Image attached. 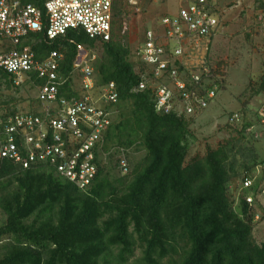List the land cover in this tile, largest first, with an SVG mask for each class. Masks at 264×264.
Listing matches in <instances>:
<instances>
[{"label":"trees","instance_id":"16d2710c","mask_svg":"<svg viewBox=\"0 0 264 264\" xmlns=\"http://www.w3.org/2000/svg\"><path fill=\"white\" fill-rule=\"evenodd\" d=\"M19 1L41 9L47 0ZM120 1L113 4L108 42H93L72 30L33 49L38 56L62 53L64 74L78 46L100 49L94 63L97 84L113 83L118 92L115 109L123 110L106 133L107 146L140 148L144 156L129 164L128 175L119 179L100 167L85 192L53 174L18 172L5 164L0 171V211L5 216L0 264H20L25 258L35 261L30 264H264V242L257 244L253 237L261 208L257 203L249 207L241 195L233 209L228 192L240 172L241 180L252 178L257 165L255 155L236 157L251 124L245 120L242 130H232L234 135L216 148L191 154L187 139L193 120L158 115L151 90L133 91L139 78L125 36L117 35L118 21L125 15ZM259 9L264 11V2ZM220 67L217 63L214 76H223ZM0 80L13 85L2 71ZM64 90L71 94L68 87ZM261 92L264 76L256 95ZM260 183L255 180L249 191L255 200Z\"/></svg>","mask_w":264,"mask_h":264},{"label":"built area","instance_id":"2783aa9c","mask_svg":"<svg viewBox=\"0 0 264 264\" xmlns=\"http://www.w3.org/2000/svg\"><path fill=\"white\" fill-rule=\"evenodd\" d=\"M114 1L47 0L39 9L19 0H0V71L16 88L34 92L26 109L0 110V171L8 164L18 172H45L85 192L98 169L114 156L119 176L128 175L129 150L106 143L118 92L113 83L97 84L93 53L78 46L64 74L62 53L38 56L33 49L72 30L93 42H108L115 20ZM175 1L176 13L147 29L130 55L139 78L133 91L151 90L158 115L193 119L207 109L222 84L205 61L207 48L200 49L202 41L217 33L220 9L218 0ZM127 3L137 4L135 0ZM245 120L242 113H232L225 125L242 130ZM255 121L264 128V104L255 113ZM250 131L251 127L245 128L244 135ZM3 180L0 175V184ZM253 183L248 177L240 181L236 194L231 193L233 207L241 195L249 207L257 202L249 193ZM261 194L263 190L256 199Z\"/></svg>","mask_w":264,"mask_h":264},{"label":"rangeland","instance_id":"374dc122","mask_svg":"<svg viewBox=\"0 0 264 264\" xmlns=\"http://www.w3.org/2000/svg\"><path fill=\"white\" fill-rule=\"evenodd\" d=\"M135 1L137 2L135 7L130 6L128 0H121L119 3L125 15L118 21L121 29L117 35L119 38L125 36L131 54L147 29L155 27L162 17L174 15L178 9L175 0ZM260 2L264 0H218L219 29L212 39L202 41L200 49L203 51L207 48L205 61L209 66L215 68L217 63L221 64L223 76L218 77L222 78V84L207 109L193 117L189 129L191 136L187 142L191 154H204L207 148H216L234 135L232 129L225 125L228 116L232 113H243L247 122L251 124V131L243 136V140L237 145L239 155L236 157L239 159L240 155L256 156L257 165L251 176L253 181L260 180L262 184L260 190L264 192V128L259 127L255 121V113L264 104V92L256 95L264 76V11L259 9ZM92 53L95 62L102 55L100 49ZM185 63L187 66L192 65L191 61ZM33 97L34 92L31 88L6 86L3 80H0V110L3 108L24 110L30 106ZM114 110L115 122L123 110L121 108ZM143 156L144 152L140 148L129 150L127 159L130 167ZM114 162L113 156L104 167L110 172L112 179H119L121 176ZM242 175L240 172L235 183L229 185L228 192L236 194ZM256 200L261 209H257L258 219L254 224L253 237L256 243L260 244L264 242V194ZM4 223L5 216L0 211V226ZM139 254V251H136L135 258L139 257ZM34 262L25 258L20 264ZM163 264L169 263L164 261Z\"/></svg>","mask_w":264,"mask_h":264}]
</instances>
